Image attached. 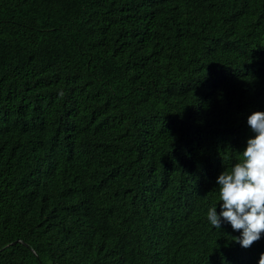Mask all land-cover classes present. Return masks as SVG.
<instances>
[{
	"label": "trees",
	"instance_id": "16d2710c",
	"mask_svg": "<svg viewBox=\"0 0 264 264\" xmlns=\"http://www.w3.org/2000/svg\"><path fill=\"white\" fill-rule=\"evenodd\" d=\"M253 112L264 0H0V264H258L207 219Z\"/></svg>",
	"mask_w": 264,
	"mask_h": 264
},
{
	"label": "clouds",
	"instance_id": "9594fccd",
	"mask_svg": "<svg viewBox=\"0 0 264 264\" xmlns=\"http://www.w3.org/2000/svg\"><path fill=\"white\" fill-rule=\"evenodd\" d=\"M191 53V57L196 56L194 50ZM247 123L254 136L247 140L242 151L243 162L235 164L230 171L215 169L214 175L220 174L216 183L221 211L217 214L216 207L210 208L207 219L210 228L225 230L235 245L238 243L249 249L246 251L259 253L250 247L264 234V112H253ZM253 258L258 264H264V253L260 258Z\"/></svg>",
	"mask_w": 264,
	"mask_h": 264
}]
</instances>
